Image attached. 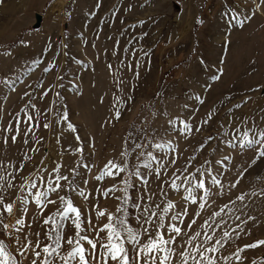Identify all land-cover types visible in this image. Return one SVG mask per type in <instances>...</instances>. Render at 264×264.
Masks as SVG:
<instances>
[{
    "label": "rangeland",
    "instance_id": "374dc122",
    "mask_svg": "<svg viewBox=\"0 0 264 264\" xmlns=\"http://www.w3.org/2000/svg\"><path fill=\"white\" fill-rule=\"evenodd\" d=\"M226 9L235 10L243 21L242 27ZM35 14L41 15L37 29L32 28ZM65 51L69 56H64ZM46 90L48 94L41 98ZM33 104L39 112L31 108ZM25 107L39 118L40 127L24 144L25 129L21 124L16 142L9 139L5 144L3 128ZM117 110L121 113L118 119ZM65 112L68 120H60ZM177 118L188 122L192 131L177 135L181 127ZM170 119L174 121L171 126ZM46 121L51 125L48 129L43 128ZM68 122L75 125L77 133L67 129ZM249 128L264 130L261 0H0V174H5L7 180L6 173L12 172L13 183L19 186L23 178L34 175V169L50 171L61 163V173L71 177L69 169L75 167V183L88 199L76 192L69 195L80 208L86 229L89 217L93 226L105 222L103 217L97 221V206L115 212L117 205L122 204L121 192L104 196L103 191L126 175H130L134 186L128 190L125 207L130 223L138 227L134 219L139 212L136 203L149 207L143 177L148 192L155 194L151 203L163 207L167 199H172L177 212L188 210L181 225L184 231L174 245L178 252L182 250L181 240L200 231L204 220L228 204L224 213L209 220L216 239L225 230L230 233L227 242L222 241L217 257H229L227 264H264V245L243 247L264 240V158L237 142ZM77 134L83 147L81 163L73 151ZM145 136L164 145L148 148L163 161L150 160L134 148V143H143ZM39 137L43 139L36 145L38 151H32ZM126 150L128 155L122 156ZM169 157L177 160L175 168L168 163ZM110 159L118 163L127 160L129 172L95 179ZM187 160H192V164L188 165ZM21 161L23 170L17 172ZM206 161H211L213 174L219 173L223 194L213 188V195L202 210L183 200V188L172 190L170 184L172 179L180 183L178 177L186 174L184 168H207ZM149 163L153 168L165 163L167 171L157 179L148 174L151 170L145 165ZM84 164L90 167L85 168ZM132 166L141 172V177L131 175ZM84 180L88 181L86 185ZM237 180L239 183L232 188L231 183ZM43 187L40 185L41 190ZM161 190L168 195H161ZM0 193L5 200L17 202L24 194L18 187L5 192L2 186ZM142 194L145 199L141 202L137 198ZM241 194L243 201L236 199ZM58 207V203L49 204L41 213L30 202L26 221L32 226L22 230L21 240L27 235L35 241L40 232L41 243L46 242L41 215L54 213ZM191 219L196 223L188 229ZM221 219L224 223L217 228ZM63 223L65 238L74 235L71 218ZM86 234L94 235L90 230ZM0 240L21 264H29L30 255L20 254L19 246L2 230ZM64 248L67 250L66 244ZM238 248H243L239 261L233 255ZM218 264L224 261L218 259Z\"/></svg>",
    "mask_w": 264,
    "mask_h": 264
},
{
    "label": "snow or ice",
    "instance_id": "6c2138e0",
    "mask_svg": "<svg viewBox=\"0 0 264 264\" xmlns=\"http://www.w3.org/2000/svg\"><path fill=\"white\" fill-rule=\"evenodd\" d=\"M261 3H264V0H261ZM97 7H99V4H97ZM229 11L232 13L231 19L235 21L237 26L242 27L243 21L237 16L235 10L226 9V12ZM200 22L198 19L197 23ZM140 23H143V21H140ZM21 43L26 42L21 41ZM67 47L68 45L65 44L64 48L67 49ZM63 54L66 57L69 56L67 51ZM73 59L75 60L74 57ZM36 62L33 61V63ZM138 66L139 62H137ZM44 71L47 72L48 69L45 68ZM56 79L60 80V76L57 75ZM213 79H217V77L213 76ZM119 83L120 81L117 80V84ZM56 86L59 87L60 85L57 84ZM47 94V90L43 91L41 98ZM55 95L59 97L60 93L57 92ZM115 99L119 101L120 98L116 97ZM31 108L36 110L35 104L31 105ZM36 111L39 112V110ZM45 111H48V109H45ZM120 115L121 113L118 110L115 111V117L117 119ZM59 119L67 121V113L65 112ZM177 122L181 126L177 129V135L184 131H192L190 124L184 119L177 118ZM173 123L174 121L172 119L168 121L170 126ZM21 124L24 125L25 129L23 131V136L25 137L23 140L24 144H28L30 134L34 135V130L40 127L39 118L31 115L27 107H25L21 112L16 113L8 125L3 128V132L6 134L3 137L5 144L8 143L9 139L13 143L16 142L17 138L21 135ZM50 126V123L47 121L43 123L44 129H48ZM66 127L72 133L78 132L75 125L71 122H68ZM196 130L199 131V129ZM42 139L43 137H39V139L34 141L32 151H38L36 145ZM208 139L211 140L212 137H208ZM75 140L78 143L73 151L77 154V162L81 163L83 156V147L79 143L81 137L77 134L75 135ZM143 140V143H134V148L140 149V154L146 155L150 160L163 161V157L155 156L152 151H148V148L159 149L164 147V145L149 140L147 136ZM57 142L59 143V139ZM237 142L242 148L253 149L258 158H264V130L254 128L246 129L243 131L242 138H237ZM168 147H172L171 142L168 143ZM200 147L202 148L203 145H200ZM121 155L127 156L128 151L126 150ZM178 155L177 153V158ZM227 159L225 157V160ZM168 163L175 168L177 160L169 157ZM186 163L191 165L192 160H187ZM205 163L209 165L207 168H194L192 171L184 168V173L186 174L178 177L180 183L178 184L176 179H172L170 184L172 190L183 188V200L186 203L197 204L202 210L205 207V201L209 200L213 195V188L219 190L217 194H223V183L218 178L219 173L213 174L214 169L211 167V161H206ZM83 166L85 168L90 167L87 164ZM23 167L24 162L21 161L15 171H22ZM61 167L62 164L57 163L50 171L47 169L42 171L34 169V175L29 174L28 177L23 178L19 186L13 183L15 176L12 172L6 173L7 177H9L7 180L5 179V174H0V186L3 187L5 192L14 187H18L24 192L20 196L19 202L16 200H5L4 194L0 193V230L4 232L8 239L19 246L17 251L20 254L25 256L30 255L29 264H218V259H222L224 264H227L229 257H217L216 254L223 246L222 241L223 243L227 242L230 233L225 230L223 231L222 237L216 239L214 236L215 229L209 223V220H214L217 216L224 213V209L228 208V204L214 211L209 217V220H204L200 226V231L193 232L192 235L188 236L187 240H181L180 247L182 250L178 252L174 245L177 242V238L184 231L181 225L184 224V218L188 215L187 208H183L177 212L176 203L172 199H167L163 207L160 204L151 203L155 194L148 192L146 187L147 180L142 177L145 186L144 192L147 193L149 207H143L140 202L136 203L135 206L139 209V212L135 215L134 219L138 227H133L129 221V213L125 205L129 200L128 190L134 185L131 183L130 175H126L117 184H113L103 191L104 196H108L109 193L114 195L117 191L121 192L123 194L122 204L117 205L115 212H108L104 209H99L97 206V221L103 217L105 218V222L93 226L91 217H89V223L86 229L81 220V210L74 204L69 195L71 192H76L81 198L88 199L84 190L75 183V177L78 175L77 169L75 167L70 168L69 172L72 173V176L69 177L61 173ZM145 167L151 170L148 174L155 175L157 179L167 171V164L165 163H160L159 167L156 168H153L150 163L146 164ZM40 168L43 169V165ZM128 172L129 164L127 160L123 163H118L110 159L103 165L99 175L95 179L102 180L105 175L115 176ZM131 175L141 177L142 174L136 166H132ZM172 176H176V171L172 172ZM83 183L86 185L88 181L84 180ZM238 183V180L231 183V187H236ZM40 185H44L43 190H41ZM117 185L121 186L118 187ZM161 195L166 197L168 194L161 190ZM116 199L121 198L116 197ZM144 199L143 194L137 198L141 202ZM236 199L243 201L244 194L239 195ZM30 202L34 203L41 213L44 212V208L47 205L59 204V207L54 213H50L47 216L41 215V223L45 226L43 236L46 242L44 243H41L40 232L36 233L35 241L30 240L27 235L21 240L20 234L22 230L25 227L30 229L32 226L31 222L26 221ZM228 203L233 202L229 201ZM195 215L199 216V213H195ZM69 218H71L75 232L74 235L65 238L63 221ZM236 219H239V217H236ZM195 223V219H191L186 227L191 229ZM222 223H224L223 219L216 224V227H220ZM13 229H15L14 232ZM89 230L94 235L89 236L86 234ZM201 236L203 237L202 239ZM65 244L67 245V250L64 248ZM85 244H87V248ZM260 245H264V240H258L243 247L254 248ZM242 251L243 248H238L236 253L233 254L237 261L241 259L239 254ZM0 264H21V261L13 254L3 240H0Z\"/></svg>",
    "mask_w": 264,
    "mask_h": 264
},
{
    "label": "water",
    "instance_id": "95a60500",
    "mask_svg": "<svg viewBox=\"0 0 264 264\" xmlns=\"http://www.w3.org/2000/svg\"><path fill=\"white\" fill-rule=\"evenodd\" d=\"M40 22H41V15L35 14V23L32 25V28L37 29L40 26Z\"/></svg>",
    "mask_w": 264,
    "mask_h": 264
}]
</instances>
